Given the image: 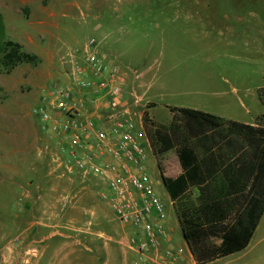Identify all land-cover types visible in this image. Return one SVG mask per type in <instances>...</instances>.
Listing matches in <instances>:
<instances>
[{
  "label": "rangeland",
  "instance_id": "374dc122",
  "mask_svg": "<svg viewBox=\"0 0 264 264\" xmlns=\"http://www.w3.org/2000/svg\"><path fill=\"white\" fill-rule=\"evenodd\" d=\"M0 22V44L18 42L40 59L6 70L0 55V264H124V250L137 254L105 183L77 168L33 112L51 84L72 89L59 57L98 38L97 27L119 32L112 37L126 54L116 64L151 83L138 91L146 95L134 124L154 104L146 111L157 126L173 107L264 125V0H0ZM161 163L165 176L178 174L173 150ZM146 168L169 244L186 252L151 152ZM207 264H264V215L245 249Z\"/></svg>",
  "mask_w": 264,
  "mask_h": 264
},
{
  "label": "trees",
  "instance_id": "16d2710c",
  "mask_svg": "<svg viewBox=\"0 0 264 264\" xmlns=\"http://www.w3.org/2000/svg\"><path fill=\"white\" fill-rule=\"evenodd\" d=\"M0 55L6 70L40 62L36 54L11 40L0 44ZM146 110L142 127L194 264L245 249L264 212L261 118L260 124L249 125L173 107L170 122L157 126ZM171 150L179 164L175 177L165 176L161 163Z\"/></svg>",
  "mask_w": 264,
  "mask_h": 264
},
{
  "label": "built area",
  "instance_id": "2783aa9c",
  "mask_svg": "<svg viewBox=\"0 0 264 264\" xmlns=\"http://www.w3.org/2000/svg\"><path fill=\"white\" fill-rule=\"evenodd\" d=\"M94 44L90 39L84 48L88 52ZM59 60L70 64L65 72L72 89L51 84L33 112L43 129L69 150L77 168L105 183L106 200L115 218L136 229L125 244L137 252L140 264H150L146 257L151 251H161L173 264L175 251L168 245L164 206L146 171L149 143L141 118L137 125L130 119L115 68H108L90 51L85 56L86 67L73 63L69 54ZM132 99L138 105L139 98Z\"/></svg>",
  "mask_w": 264,
  "mask_h": 264
},
{
  "label": "crops",
  "instance_id": "0c3cea01",
  "mask_svg": "<svg viewBox=\"0 0 264 264\" xmlns=\"http://www.w3.org/2000/svg\"><path fill=\"white\" fill-rule=\"evenodd\" d=\"M95 32L98 33L99 37L98 38H95V37L90 38V39H93L95 41V44L93 47H91L89 49V51L98 55V57H100L103 60V62L105 63V65L108 68H115L116 73H117L118 82H119V84H121L122 89L124 91V105L126 106L128 112L131 114V112L134 110V108H138V106L133 103V99L131 97H133V96H137L139 98L145 97V95H146L145 91H148L150 89L151 83L146 82L144 80L145 79L144 72H138L137 73V72L133 71L132 74H130L127 71L122 70L116 64L117 58L126 54L125 50L122 47L120 49V41H118V40L115 41L112 37L113 34L119 33L116 29L110 28V29L105 30V29H100L99 27H97L95 29ZM120 32L125 33V30L120 29ZM76 45H78V41H75V45H72V46L69 45V47H71V48L68 50L66 49L67 50L66 53L69 54L70 58H72L73 63H78V64L82 65L83 67H86V64L84 63L85 62V56H86V53H88L89 51L87 52V50L84 48L85 45H83L82 49L78 48V49L73 50V46H76ZM86 73L89 74V71L87 70ZM64 76H66V73H64ZM141 88L144 89L145 91L142 93H138V91L141 90ZM143 111L144 110H142V109L139 112L137 111L136 115L138 116V120H140ZM245 124L255 125L253 122L245 123ZM149 152H151V151L149 150ZM146 171L148 172L147 168H146ZM148 174H149V172H148ZM176 175L177 174H175L174 176H171V177H175ZM263 215H264V212H263ZM262 216H261V218H262ZM261 218H260V220H261ZM260 220H259V222H260ZM259 222L255 228V231H254L252 237L254 236V234L258 228ZM128 227L129 226L126 227L127 230H128ZM129 228H131L133 230L132 232H134L136 230L134 227H129ZM130 234L131 233H129L127 231V235H130ZM252 237H251V239H252ZM168 245L175 251V259H174L173 264H188V263L194 264V261H193V259H192L187 248H186L187 251L183 252V250H181L180 248L176 250L169 243H168ZM178 250H180V251H178ZM84 251H85V254H87L88 252H90V254L92 253L91 249H86ZM86 251H88V252H86ZM124 251H123V258H126V257L128 258L127 260L123 259L124 264H140V261L138 259L137 254H135L134 252H132L130 250H128L127 252L125 251L126 252V254H125ZM219 259H217V260H219ZM146 260H147L146 262H148L150 264H169L168 258L166 256H164V254L161 251H151L148 254V256L146 257ZM217 260H215V261H217Z\"/></svg>",
  "mask_w": 264,
  "mask_h": 264
},
{
  "label": "water",
  "instance_id": "95a60500",
  "mask_svg": "<svg viewBox=\"0 0 264 264\" xmlns=\"http://www.w3.org/2000/svg\"><path fill=\"white\" fill-rule=\"evenodd\" d=\"M160 178H161V175H160ZM161 181H162V178H161ZM162 184H163V182H162ZM164 186V185H163Z\"/></svg>",
  "mask_w": 264,
  "mask_h": 264
}]
</instances>
